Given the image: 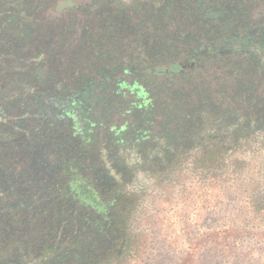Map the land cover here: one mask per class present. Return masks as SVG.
<instances>
[{
  "label": "rangeland",
  "instance_id": "obj_1",
  "mask_svg": "<svg viewBox=\"0 0 264 264\" xmlns=\"http://www.w3.org/2000/svg\"><path fill=\"white\" fill-rule=\"evenodd\" d=\"M0 84L2 189L45 228L74 186L118 181L127 245L104 264H264V0H0Z\"/></svg>",
  "mask_w": 264,
  "mask_h": 264
},
{
  "label": "flooded vegetation",
  "instance_id": "obj_2",
  "mask_svg": "<svg viewBox=\"0 0 264 264\" xmlns=\"http://www.w3.org/2000/svg\"><path fill=\"white\" fill-rule=\"evenodd\" d=\"M12 162L13 163L8 161L6 165L0 163V166L4 168V173H2V178H0V243L6 241V239H10V241L15 244L17 241L21 240L22 237H24L26 238L25 245L30 246L33 241L28 233L29 229L33 227L34 230H36V228H40L39 231L43 232L42 238H44V241H46L45 236H50V239L61 236V241L63 242L60 243H64L68 247L72 245L69 241H71L70 239L73 237L80 241L81 248H91L93 254L96 253V255H98L100 253L99 256H101L105 251L108 252V255L112 253V248L115 244H117V242H119V237L116 235L118 230H111L109 229V226L107 227V224L112 222L111 214H108L107 212H120L124 209V207H120L117 211L112 208L110 209V207H113L114 205L112 201L114 197L109 195H112V191L114 194L115 192H120L119 188L121 184L118 181H113L110 186H107V188L100 189L106 196L101 199V202L104 204L101 203L102 205L99 207H97L96 204H91L92 201L90 199L87 200L86 196L83 197L77 193L79 185L74 186L75 191L78 189L77 192L74 190L72 192L76 196L66 200L64 205L65 208H61V211L63 212H60V214H62V217L64 218L63 223L59 218L58 222L52 220V225L50 224L48 228H45L47 218L49 216L47 212H42L40 208L36 211L33 210V208H26L28 205L26 202H16L15 194L10 192V190L2 189L4 186H13L17 182L16 176L9 174V172L13 173L16 170V163L15 161ZM6 171L9 172L5 173ZM101 172L104 173V176L108 177L105 173V169ZM117 177L112 175L110 178L117 179ZM75 181V179L72 181L70 180L69 183H73ZM30 196L31 193H29V197ZM93 197L91 195L90 198ZM107 206H109L108 209ZM124 212H131V210L129 208ZM107 214L110 219L106 218ZM71 222L74 223V226L78 227L76 230L73 228L72 230H69L70 227H67V225ZM20 226L27 227V229L23 232L24 236H19L20 234L18 228ZM65 228L67 230H65ZM50 232H52V235H50ZM2 261L3 260L0 259V264H2ZM4 264H19V262L14 260L13 262H6Z\"/></svg>",
  "mask_w": 264,
  "mask_h": 264
},
{
  "label": "trees",
  "instance_id": "obj_3",
  "mask_svg": "<svg viewBox=\"0 0 264 264\" xmlns=\"http://www.w3.org/2000/svg\"><path fill=\"white\" fill-rule=\"evenodd\" d=\"M170 68L171 69H168L166 71L169 73H172V74H175V73L177 74L180 70V65L174 64ZM160 69L161 68H158V70L155 72L156 75H159L161 72L166 73L165 70L160 71ZM147 72L149 73L150 71H147ZM126 77H127V79H131L132 77H134L133 72L128 71L126 74ZM136 87H137L136 92L132 91V90L136 89ZM130 89H131L130 93H132L133 98H140L141 94H143L142 88L139 89L138 86L131 87ZM170 102L171 101H169L167 103H170ZM148 103H149L148 100L143 102V100L137 99L135 101V103L128 104L127 107H129L128 110L131 108H132V110L135 109V111H137V113H136L137 115L143 116L142 113L145 112V109L147 108V107H145V105ZM71 104H72V102H71ZM172 110H173V108H171V109H170V107H169V109L166 108V103L164 105L162 104L158 110L152 109L154 114L156 112L162 116H166V117L170 116L171 118H172V114L171 115H169V114ZM152 111L150 109L149 114ZM121 137H122L121 135L116 134L115 140L118 142L121 139ZM139 138H140V135H136L133 137V139H139ZM115 140H114V142H116ZM70 170H72V167L67 165L65 168L66 174L70 175V172H69ZM65 172H63V173H65ZM101 175H104V173L101 172ZM75 189H76V187H75ZM77 190L78 189H76L75 192H77ZM77 193L83 197L86 196L87 200L90 199L92 201L91 204H93V205L96 204L97 207L104 204L103 202H101V199L103 197H105L106 195L103 194L101 192L100 188L95 186L94 183L91 181L86 182V184H84V183L80 184L79 190ZM111 194L112 195H109V196L114 197L112 199L114 205H113V207H110V209L112 208L113 210H116V211L120 207H124V209L120 212H107L108 214L109 213L111 214V218H112V222H111L112 224L108 223L107 227L109 226L110 227L109 229H111V230H114V229L118 230L116 235L119 237V242L121 241L122 243L127 245V243H125L127 241L125 235H126V226L128 224V221H129V217H128L129 212H124V211H126L127 209H129L131 207L132 204L129 201L133 198V195L131 196L127 192H121V191L117 192V193L115 192V194L112 191ZM91 195H92V197L93 196L94 197L90 198ZM94 198H95V201H94ZM108 208H109V206H107V209ZM130 210H131V208H130ZM108 214H107L106 218L110 219ZM50 235H52V232H50ZM45 239H46V241H44V238H41L40 240H38V242H36V243L32 242L30 246H26L25 245L26 238L22 237V239L16 243L17 244V253L20 254L21 256L18 255L16 257L15 261L19 262L24 257H26L28 259V262L26 264H104L105 262L108 261V259H107L108 252L105 251L103 253V255H101V256L96 255V253L93 254V252L91 251V248H87V249L81 248L80 247V241L77 240V238L71 237V239H70L71 241H69V242L72 243V245H70L68 247L64 243H60V242H63V241H61V236H57L54 239H50V236H47V237L45 236ZM125 245H124V248L126 247ZM21 253H24V255H22ZM71 260H73V261H71ZM65 262H67V263H65ZM4 263H6V262L2 261V264H4Z\"/></svg>",
  "mask_w": 264,
  "mask_h": 264
}]
</instances>
